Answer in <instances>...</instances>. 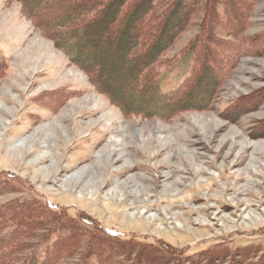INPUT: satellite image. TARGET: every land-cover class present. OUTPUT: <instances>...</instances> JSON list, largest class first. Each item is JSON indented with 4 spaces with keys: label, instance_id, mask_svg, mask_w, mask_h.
Here are the masks:
<instances>
[{
    "label": "rangeland",
    "instance_id": "374dc122",
    "mask_svg": "<svg viewBox=\"0 0 264 264\" xmlns=\"http://www.w3.org/2000/svg\"><path fill=\"white\" fill-rule=\"evenodd\" d=\"M236 13L230 23L240 21ZM241 21L247 39L237 56L216 54L225 76L207 108L143 117L100 93L20 2L0 0V206L39 198L123 238L188 253L227 247L228 256L252 246L258 250L241 263L264 264L257 263L264 258V0ZM199 29L166 52L162 93L189 78L193 55L176 56ZM109 34L97 27L88 36ZM117 49H100L106 74L127 70ZM101 51L92 55L105 61ZM121 79L111 81L117 90ZM48 246L23 255L42 258Z\"/></svg>",
    "mask_w": 264,
    "mask_h": 264
},
{
    "label": "trees",
    "instance_id": "16d2710c",
    "mask_svg": "<svg viewBox=\"0 0 264 264\" xmlns=\"http://www.w3.org/2000/svg\"><path fill=\"white\" fill-rule=\"evenodd\" d=\"M17 1L36 28L86 72L97 90L123 113L171 117L178 111L208 107L225 76L223 68L216 65V54L221 51L238 55L240 45L247 39L242 35L245 26L241 19L257 0ZM232 12H237L240 21H228ZM193 26L200 28L198 33L176 58L193 55L194 68L186 84L164 94L159 68L171 61H166L170 59L165 57L166 52ZM97 27L110 30L105 40L88 36ZM222 35L233 40L221 38ZM116 46L120 68L126 65L127 70L106 74L108 56L102 51L105 47L109 52ZM98 50L105 61L92 55ZM117 78L123 80L121 90L111 83ZM8 184L5 179L4 185ZM64 214L50 201L39 198L2 204L0 264H221L227 260L228 264H242L258 250L247 246L233 249L228 256L229 248L214 247L188 253L163 242L120 237L84 217L83 223L89 226L86 228L75 217ZM53 235L55 238L51 239ZM42 243H49L44 257L35 252L23 255ZM263 262L264 258L257 263Z\"/></svg>",
    "mask_w": 264,
    "mask_h": 264
},
{
    "label": "bare ground",
    "instance_id": "6f19581e",
    "mask_svg": "<svg viewBox=\"0 0 264 264\" xmlns=\"http://www.w3.org/2000/svg\"><path fill=\"white\" fill-rule=\"evenodd\" d=\"M250 98V97H249ZM69 132V131H68ZM262 133V132H261Z\"/></svg>",
    "mask_w": 264,
    "mask_h": 264
}]
</instances>
